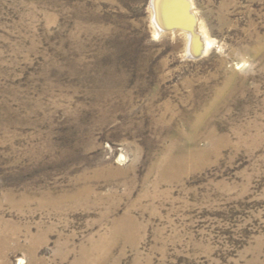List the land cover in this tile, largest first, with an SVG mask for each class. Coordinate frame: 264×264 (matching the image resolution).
<instances>
[{
	"label": "rangeland",
	"instance_id": "rangeland-1",
	"mask_svg": "<svg viewBox=\"0 0 264 264\" xmlns=\"http://www.w3.org/2000/svg\"><path fill=\"white\" fill-rule=\"evenodd\" d=\"M192 2L0 0V264H264V0Z\"/></svg>",
	"mask_w": 264,
	"mask_h": 264
},
{
	"label": "bare ground",
	"instance_id": "bare-ground-1",
	"mask_svg": "<svg viewBox=\"0 0 264 264\" xmlns=\"http://www.w3.org/2000/svg\"><path fill=\"white\" fill-rule=\"evenodd\" d=\"M182 0H154L153 1V18H154V26H155V32L159 36L166 35L168 33L171 34H180L187 40V47L190 55L194 57V55H201L206 54L211 47L213 46L214 42L207 36V32L203 27H201L197 16H195L194 6L192 0H188L191 5V14H193L195 18V25L193 26V29L191 30H181V29H171L169 27H172L175 25V18L176 14L180 15L183 13L182 10ZM177 11V12H176ZM187 24H189L188 19L186 20ZM204 42V44H203ZM204 51V52H203ZM222 92V91H221ZM219 96V95H218ZM187 155V154H186ZM191 155H187L184 158L181 157L179 159H176L170 163L171 165L177 168L185 167L184 169H187V166L191 163ZM169 164V163H168ZM173 172V171H172ZM133 221L128 222H118L116 224V230H125V232H130L133 230ZM83 261L77 262L75 264H83Z\"/></svg>",
	"mask_w": 264,
	"mask_h": 264
},
{
	"label": "water",
	"instance_id": "water-1",
	"mask_svg": "<svg viewBox=\"0 0 264 264\" xmlns=\"http://www.w3.org/2000/svg\"><path fill=\"white\" fill-rule=\"evenodd\" d=\"M180 4H182L183 13L180 15L176 14L175 25L169 28L181 29V30H187V31L191 30L193 29V26L195 25V18L193 14H191V5L188 0H182ZM187 19L189 21V24L186 23ZM196 56H200V55H196Z\"/></svg>",
	"mask_w": 264,
	"mask_h": 264
}]
</instances>
